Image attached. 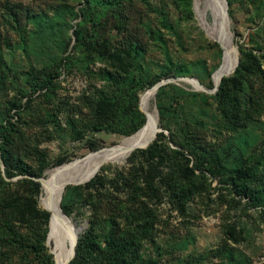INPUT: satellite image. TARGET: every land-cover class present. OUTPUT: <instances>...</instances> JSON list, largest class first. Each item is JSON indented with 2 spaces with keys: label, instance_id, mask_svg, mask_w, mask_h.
<instances>
[{
  "label": "rangeland",
  "instance_id": "374dc122",
  "mask_svg": "<svg viewBox=\"0 0 264 264\" xmlns=\"http://www.w3.org/2000/svg\"><path fill=\"white\" fill-rule=\"evenodd\" d=\"M231 2L227 14L236 57V47L239 51L240 46L264 54V49L258 52L259 48H264V0ZM149 3L166 12L172 31L162 26L160 15L147 16L149 26L161 34L159 43L146 39L144 64L148 67V80L160 77L169 68L189 74L169 83L178 90L162 94L161 106L167 109L163 118H160L156 97L152 99L150 107L156 110L155 124L158 122L159 133L220 155L231 148L237 131H232L229 122L221 117L214 101L201 95H214L217 91L208 94L196 90L181 78H196L205 88L213 90L209 73L218 65L217 69L220 67L222 51L200 29L193 0L190 20L184 8L178 7V0H149ZM130 5H133V12L146 10L136 0H89V4L86 0H0V112L7 114L6 110L14 103L20 106V114L11 110L9 119L31 146L24 154V161L31 170L42 173L40 178L31 177L33 180L49 182L63 169L88 159L91 154L88 142L95 143L102 151L119 143L122 147L131 139L129 136L123 138L118 126L116 131L93 134L87 128L92 120L89 101L104 83L97 78L102 70L109 68L104 44L107 40L111 45L119 43ZM258 29L262 33L257 34ZM238 55L240 57V53ZM43 75L51 83L46 89H35ZM179 90L187 96L181 95ZM143 91L139 93V100ZM29 98L31 103L25 106ZM131 108L130 104L128 109ZM138 110L141 112L139 101ZM130 115L123 120L120 130L133 125ZM252 128L259 145L264 144V112L256 115ZM14 144L17 146V136ZM171 148L175 147L171 144ZM60 157L74 162L59 169L54 163ZM127 158L120 164H102L77 184L67 185L83 186L85 183H81L101 174L114 179L118 173V193L111 184L102 192L118 204L119 236H126L132 228L137 229L135 223L129 224L130 219H121L126 212L122 209L130 208L131 199L136 195L121 185L124 180L127 184L135 181L126 164ZM189 159L192 166L193 157ZM0 168L3 170L1 163ZM206 177L204 181L199 180L205 182V190L190 200L174 199L162 185L155 187L156 198L144 199L153 216L152 229L140 249L146 264H225L223 260L229 254L233 255L232 264H264V206L256 207L236 195L221 175L207 174ZM89 194V191L83 192L85 197ZM41 196L42 193L38 207L45 211ZM88 197L73 205L71 214L66 216L78 230V237L89 233L95 242L103 244L109 231V213L100 210L94 216L91 205L95 199L91 195ZM49 223L50 220L45 246L55 264V252L47 239ZM68 224L74 237L69 221Z\"/></svg>",
  "mask_w": 264,
  "mask_h": 264
},
{
  "label": "trees",
  "instance_id": "16d2710c",
  "mask_svg": "<svg viewBox=\"0 0 264 264\" xmlns=\"http://www.w3.org/2000/svg\"><path fill=\"white\" fill-rule=\"evenodd\" d=\"M136 1L146 10L133 12V5H130L125 19V32L119 43L111 45L107 40L104 44L105 62L109 68L100 72L97 80L104 82L103 86L96 90L88 104L92 120L91 126L87 128L92 134L116 131L118 126V133L123 138L132 136L146 122L145 115L138 110L139 93L161 79L189 76L186 71L169 68L160 77L148 80V67L144 64L147 40L154 39L159 43L161 34L149 26L146 18L150 14L160 15L162 26L170 31L172 26L162 8L153 7L149 0ZM227 2L231 6V0ZM86 3L89 4V0ZM190 6L191 0H178V7L184 8L188 15L187 20L192 17ZM261 31L258 29L257 34L262 33ZM76 34L75 32V36ZM263 49L259 48L258 52ZM253 52L254 50L240 46L239 63L235 71L221 79L214 95L201 94L214 101L221 117L229 122L232 131H237L238 136L236 135L230 149L217 155L191 143L183 144L172 135L166 138L158 133L150 146L134 151L127 158L126 164L135 181L127 184L124 180L121 185L133 190L136 195L131 199L130 208H121L126 211L121 219H130L129 224L135 223L137 229L132 228L126 236L118 235V204L102 192L106 185L111 184L118 193V173L113 176L114 179H108L100 172L102 176L93 177L83 186L65 188L61 202L65 215H70L72 206L85 201L90 195L95 199V203L91 205L94 216L100 210L109 213V231L103 244L95 242L89 233L83 234L78 237L75 254L69 264H146L140 249L152 229L153 216L144 199L151 201L153 197L156 198L155 187L160 185L166 187L174 199L190 200L205 190V182L199 180H206L207 174H218L225 179V184L233 188L236 195L251 201L256 207L264 206V144L259 145L251 130L254 129L252 127L256 115L264 112V54ZM217 67L209 73V77ZM37 83L35 89L42 90L49 86L51 80L43 75ZM200 83L204 84L201 80ZM168 90L175 91L178 88L168 83L155 94L160 118L167 112L161 106V101L162 94ZM179 93L187 96L181 90ZM30 103L29 98L25 106ZM130 104L132 108L128 109ZM14 109L16 115H19L20 106L16 103L6 110L7 114L0 112V159L3 165V170L0 168V264H54L45 246L49 215L38 207L41 184L31 178H40L42 173L34 172L24 161V154L31 150V146L9 119L10 112ZM130 113L133 125L127 130H120L121 123ZM15 136L17 146L14 144ZM171 144L175 148H171ZM87 147L91 151L89 158L116 150L99 151L93 142H88ZM120 147L121 144L118 148ZM189 156L193 157L192 166ZM66 160L67 158L60 157L54 165L63 169L74 162ZM16 177L22 178L12 181ZM84 191L91 194L85 197ZM50 242L51 250L57 254L59 244L56 238L52 236ZM223 261L225 264H232L233 255H227Z\"/></svg>",
  "mask_w": 264,
  "mask_h": 264
},
{
  "label": "bare ground",
  "instance_id": "6f19581e",
  "mask_svg": "<svg viewBox=\"0 0 264 264\" xmlns=\"http://www.w3.org/2000/svg\"><path fill=\"white\" fill-rule=\"evenodd\" d=\"M224 6L223 0H193V11L200 29L222 51L221 65L211 77L213 85L235 69L239 58L238 53L236 57L235 48L232 44L229 22L227 23L224 18ZM187 81L194 88L197 86L194 80ZM155 94L154 91H149V89L141 93L139 107L146 117V122L135 135L129 136L131 139L126 141L122 147L112 152L84 159L60 171L51 181L44 183L42 181L41 205L49 214L50 220L47 239L50 242L53 236L59 244L57 254H55V264H65L67 258L72 253L74 237L78 235V230L74 227L72 221L65 214H62L60 209L61 196L65 187L77 184L89 172L102 164H120L124 162L137 147L145 144L153 137L155 133L156 110L151 109L150 103ZM108 150L109 148L102 151ZM66 219L73 228L74 237Z\"/></svg>",
  "mask_w": 264,
  "mask_h": 264
},
{
  "label": "water",
  "instance_id": "95a60500",
  "mask_svg": "<svg viewBox=\"0 0 264 264\" xmlns=\"http://www.w3.org/2000/svg\"><path fill=\"white\" fill-rule=\"evenodd\" d=\"M224 1V5H225V8H224V18H225V20H226V22L228 23V14H227V7H228V4H227V1L226 0H223ZM236 50H237V52H238V54H239V51H238V48L236 47ZM238 63H239V58H238V61H237V65H238ZM237 65H236V67H237ZM236 67H235V69H236ZM235 69L231 72V73H229L228 75H226L225 77H228V76H230L234 71H235ZM176 80H180V78H168V79H162V80H160V81H158L157 83H155L152 87H150L149 88V91H154L155 93L158 91V89L160 88V87H162V86H164V85H166V84H168V83H172V82H175ZM181 80H183V81H186V80H190V81H192V80H194L195 81V83H196V87H195V89L196 90H199V91H202V92H205V93H208V94H212V93H215L217 90H218V87H219V85H220V82L221 81H219L218 83H216V84H214L213 86H214V89L213 90H208L207 88H205L196 78H186V77H184V78H181ZM155 96V95H154ZM140 108V107H139ZM160 131H159V128H158V122L155 124V133H154V135H153V137L149 140V141H147L145 144H143V145H141L140 147H137L135 150H140V149H145V148H147L154 140H155V138H156V136H157V134L159 133ZM120 146V144H118V145H116V146H113L112 148H109V149H116L117 147H119ZM134 150V151H135ZM0 163L2 164V161H1V159H0ZM94 177V176H93ZM92 177V178H93ZM91 178V179H92ZM91 179H89V180H91ZM89 180H87V181H85V182H83V183H81V184H84V183H86V182H88ZM38 182H40V184L42 183V179H40ZM80 185V184H79ZM77 240H78V235L77 236H75L74 237V243H73V246H72V253H71V255H70V257H68L67 258V260H66V262H65V264H69V262L73 259V257H74V254H75V246H76V243H77Z\"/></svg>",
  "mask_w": 264,
  "mask_h": 264
}]
</instances>
